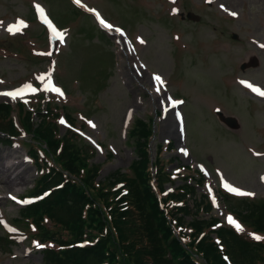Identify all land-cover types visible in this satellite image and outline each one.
I'll return each mask as SVG.
<instances>
[{"label": "rangeland", "instance_id": "1", "mask_svg": "<svg viewBox=\"0 0 264 264\" xmlns=\"http://www.w3.org/2000/svg\"><path fill=\"white\" fill-rule=\"evenodd\" d=\"M81 1L124 28L128 38L122 34L118 40L115 31L100 28L71 0H0V103L15 107L27 100L28 109L38 108L45 115L51 109L54 121L56 114L70 113L82 136L97 148L93 161L102 165L101 179L128 170L136 156L134 145L126 144L127 132L136 118H153L151 155L157 143H172L173 149L164 152L165 159H174L166 164L167 171L180 173L164 188H178L187 175L195 184L203 174L206 181L196 196L215 190L218 197L217 191H224L228 199L215 200L214 214L235 226L228 222L231 216L240 233L264 240L248 225L241 227L231 212H244L246 200H264V97L241 83L264 90V0ZM36 5L46 9L48 23L39 19ZM188 12L194 14L191 19ZM17 21L26 27L14 34L7 31ZM48 24L65 32L66 39L53 35ZM46 80L60 91L45 89ZM16 89L25 94L15 99L2 94ZM182 98L184 105L168 114L170 101ZM178 114L185 115L187 137ZM39 117L35 114L34 120ZM169 118L175 125L164 129ZM59 126L62 136L70 129L65 120ZM4 140L0 264H41L42 254L24 242L15 222L29 201L22 202L37 169L22 138ZM11 174L20 177L19 186L5 182ZM225 185L253 195L237 194Z\"/></svg>", "mask_w": 264, "mask_h": 264}, {"label": "trees", "instance_id": "2", "mask_svg": "<svg viewBox=\"0 0 264 264\" xmlns=\"http://www.w3.org/2000/svg\"><path fill=\"white\" fill-rule=\"evenodd\" d=\"M0 113L10 118L11 107L1 105ZM31 115L28 112L25 126L47 160L41 159L37 151L30 152L41 172L30 195L38 196L45 190L51 193L21 208L20 215L21 222L35 223L36 237L47 244L42 251L44 264H227L223 251L211 237L214 232L210 231L211 226L217 223L214 219L193 217L195 220L189 223L191 232L182 231L187 226L186 217L193 215L187 202L189 197H196L193 187L184 185L163 200L172 221L160 208L150 185L147 148L152 137L151 123L138 120L130 132L137 156L131 173L116 171L98 180L101 166L90 163L93 148L80 143L73 133L59 137L58 126L49 116L43 117L35 127ZM160 155L161 150L154 168L163 190L164 168ZM117 184L122 186L116 190ZM173 201L182 205L175 206L174 210L169 203ZM205 203L206 197L196 202L197 215ZM244 207V212L239 210L242 219L264 233V200L245 202ZM209 209L208 204L204 210L209 212ZM178 230L180 233L176 235ZM217 233L236 264H264V243L228 229ZM181 237L186 239L185 243ZM85 242L91 245L77 246Z\"/></svg>", "mask_w": 264, "mask_h": 264}, {"label": "snow or ice", "instance_id": "3", "mask_svg": "<svg viewBox=\"0 0 264 264\" xmlns=\"http://www.w3.org/2000/svg\"><path fill=\"white\" fill-rule=\"evenodd\" d=\"M77 2H79V0H77ZM36 7H37L38 10L40 11L41 16H43V9H41L39 5H36ZM221 7L223 8L224 6L221 5ZM225 10L227 11V9H225ZM174 11H175V10H174ZM230 14L233 15V16L236 15V13H234V12H232V13H230ZM44 22H46V23L48 22L46 17H44ZM101 23H103V21H101ZM0 24H2V22H0ZM22 25L26 27V25L24 24L23 21H17V23H15V24H10V25H8V26H7V31H9L10 33H13V34H14L15 32L21 30V26H22ZM106 27H109V28H110V27H112V26H111V25H106ZM116 31L119 32L120 30L117 29ZM59 35H60V38L62 39V38H63V34H59ZM141 42H143V41H141ZM49 54H50V53H49ZM154 79H155L156 81L160 82L161 84L163 83L162 79H161L159 76L154 77ZM241 83H242V84H245L247 87L251 88V90H252L253 92L257 93L258 95H260V96H262V97H264V90H261V89H259L258 87H254L253 85L248 84L247 82H244V81H241ZM24 87H25V88H30L31 85H25ZM156 90L159 91L160 89L157 88ZM33 91H35V89H33ZM55 91L59 92L60 90H59V89H55ZM2 94H3V95L11 96L13 99H15L18 95H22V94H23V89H18V90H16L15 92L2 93ZM62 94H63V93H61V95H62ZM174 103H180V102H174ZM61 123H63V120L61 121ZM257 155H259V154H257ZM225 186H226V187H229L228 185H225ZM230 190H231V191H234V192H237V194H241V195H253L252 193H242V192H240L238 189H234V188H230ZM228 222H229L230 224H235V226L237 227L238 230L240 229V226H239L238 224H236V222L233 220V218H232L231 216L228 217ZM254 238L257 239V240L261 239V237H258V236L254 237Z\"/></svg>", "mask_w": 264, "mask_h": 264}, {"label": "bare ground", "instance_id": "4", "mask_svg": "<svg viewBox=\"0 0 264 264\" xmlns=\"http://www.w3.org/2000/svg\"><path fill=\"white\" fill-rule=\"evenodd\" d=\"M46 18H48V15ZM174 125H175V121L173 120V118H169L168 124H167V126L164 127V129H168ZM10 167H12V166H10ZM8 169H10V168H8ZM19 179H20V177H18V176L13 177L11 174L10 176L6 177L5 182L11 186H19Z\"/></svg>", "mask_w": 264, "mask_h": 264}]
</instances>
